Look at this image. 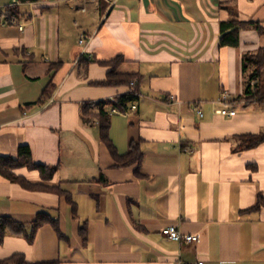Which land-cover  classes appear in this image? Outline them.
<instances>
[{
	"label": "crops",
	"instance_id": "obj_1",
	"mask_svg": "<svg viewBox=\"0 0 264 264\" xmlns=\"http://www.w3.org/2000/svg\"><path fill=\"white\" fill-rule=\"evenodd\" d=\"M231 18L264 26V0H0V156L28 145L36 163L57 171L49 180L26 167L16 173L66 189L76 208L0 173V217L30 225L45 212L63 235L50 223L32 243L8 234L0 259L264 264V207L253 209L264 195V143L236 150L239 136L264 130V107L236 100L243 57L264 49V33L243 29L238 46H221V22ZM119 56L117 73L135 75V85L100 84L112 69L104 62ZM49 84L55 102L42 109ZM133 90L138 107L112 114L110 136L120 155L138 143L143 161L120 166L82 109ZM171 225L199 241L166 238Z\"/></svg>",
	"mask_w": 264,
	"mask_h": 264
},
{
	"label": "trees",
	"instance_id": "obj_2",
	"mask_svg": "<svg viewBox=\"0 0 264 264\" xmlns=\"http://www.w3.org/2000/svg\"><path fill=\"white\" fill-rule=\"evenodd\" d=\"M22 2H32L38 0H20ZM9 16V15H8ZM10 18V16H9ZM255 28L259 32L264 33V26L257 21H245L238 18H231L221 22L220 29V45L221 46H238L240 43V32L243 29ZM123 62V57L119 56L110 61L104 62L112 69L108 73L105 81L100 82L104 85H119L131 84L135 75L117 73V67ZM243 72L246 79V87L244 94L237 97L247 102H255L264 107V49L260 48L254 53H246L243 57ZM55 93V87L49 84L42 93L41 104H45ZM139 95L137 90L130 91L126 94L117 96L114 99H103L99 101H88L83 104V119L86 123H91L93 120H98L100 128V136L103 142L110 148L117 165L128 166L135 163L141 164L143 161V152L138 143H131V150L120 155L110 136L111 129V113L112 109L116 108L123 111L128 105L138 101ZM264 143V130L258 134H245L238 137V145L236 150H247L259 147ZM28 168L31 170H39L44 180L51 179L57 171L56 166H48L45 164L36 163L33 160L31 148L28 145H21L18 149V155L14 157L0 156V173L14 183L29 189L50 190L65 195L67 200L73 205L69 191L62 187H50L44 183L32 184L24 176L18 175L16 170L19 168ZM264 207V195L258 194L256 205L253 209ZM52 224L59 235L62 237L58 222L51 218L48 213L40 212L37 219L30 225L13 219L11 216L0 217V242H2L8 234L24 236L32 243L36 237L38 229L46 224ZM81 235L83 239H87V228L81 226ZM0 264H60L59 261H29L25 254L14 253L6 259H0Z\"/></svg>",
	"mask_w": 264,
	"mask_h": 264
},
{
	"label": "built area",
	"instance_id": "obj_3",
	"mask_svg": "<svg viewBox=\"0 0 264 264\" xmlns=\"http://www.w3.org/2000/svg\"><path fill=\"white\" fill-rule=\"evenodd\" d=\"M20 3V0H13V4L16 5V4H19ZM10 20V19H9ZM8 20H2L1 21V24L4 25L7 23ZM24 28V24H20V29H23ZM87 40V37L84 36L80 39V43H84L85 41ZM136 83L135 80H133L131 82V86H134ZM175 97L173 95L170 96V99H174ZM221 101L223 103H228L230 102V94L225 91L222 93V96H221ZM55 102V95H53L45 104L42 105V109L48 107L49 105H51L52 103ZM137 104L136 102L128 105L123 111L119 110V109H112L111 113H129L131 110H136L137 109ZM221 113L223 114H228V115H232L233 113L229 110H222L220 111ZM198 113L199 114H203L202 110L201 109H198ZM24 114L26 115L27 113L24 112ZM162 234L172 240V241H176V242H179V243H182V244H192V243H197L200 239L199 235L198 234H185V233H182L179 228L177 226H174V225H171V226H167L165 227L163 230H162ZM189 264H206L204 260H199V261H195V262H191Z\"/></svg>",
	"mask_w": 264,
	"mask_h": 264
}]
</instances>
